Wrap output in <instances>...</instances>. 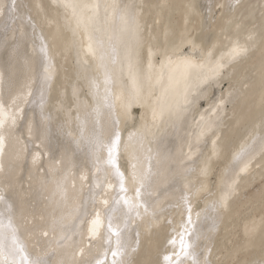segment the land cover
Masks as SVG:
<instances>
[{
	"label": "bare ground",
	"instance_id": "6f19581e",
	"mask_svg": "<svg viewBox=\"0 0 264 264\" xmlns=\"http://www.w3.org/2000/svg\"><path fill=\"white\" fill-rule=\"evenodd\" d=\"M8 8L0 262L264 264V0Z\"/></svg>",
	"mask_w": 264,
	"mask_h": 264
},
{
	"label": "snow or ice",
	"instance_id": "6c2138e0",
	"mask_svg": "<svg viewBox=\"0 0 264 264\" xmlns=\"http://www.w3.org/2000/svg\"><path fill=\"white\" fill-rule=\"evenodd\" d=\"M8 8L7 5L5 4H0V14H4L5 12V9ZM15 8V0H12V6L11 8H8V11L9 13L14 10ZM89 50L91 51V46H89ZM42 51H44V49H42ZM245 49L239 47V45H235L233 46L232 50H231V53L230 55L235 58L236 56H239L242 52H244ZM209 55H211V53H209ZM172 64V61L171 59H169L168 61V65H171ZM162 71L160 73V77L158 79L157 82H159L160 80L163 79L164 77V73H163V68L165 67V65H162ZM178 67H183L184 69V72L181 74L182 78L186 77L187 75V71L191 68H194V67H197V65L189 58L187 57H184L182 58V60L180 61V64L178 65ZM47 71V70H46ZM169 82L170 84L173 83L174 81H176V77H175V74H174V71L170 69V72H169ZM178 82V81H177ZM15 102V101H13ZM10 117V114L6 111L5 109V105L3 103H0V128H3L4 124H5V121ZM15 122L14 118H13V123ZM120 142V135H119V132H116L115 134V140L113 141V144L112 146L109 148V163H111L113 166H115V159L112 155L115 147L117 144H119ZM3 151V136L0 135V152ZM117 174L120 175V180H121V183H120V190L121 192H125L126 189L124 187V177H123V174L119 173V169L117 168ZM140 192H139V189L136 190V195L139 196ZM0 200H3V197L0 196ZM124 203L126 205H129V208H131L133 205H131L129 203V201L127 199L124 200ZM94 224L95 225H98L99 224V220L97 221H94ZM5 227L4 223H3V220L0 219V229H3ZM7 227L9 229L12 230V242L14 245L17 246V249L22 253L23 252V248L18 244V239L15 235V230L13 229L12 227V224H11V221H9ZM93 234H95V229H93ZM5 235L2 231H0V256H3L4 255V240H5ZM187 245H183L182 243V251H183V254L184 255H190L188 252H187ZM113 256H116L117 253L116 252H113L112 253ZM165 261H169L171 260V258L169 256H165L164 257ZM23 261H24V264H41V261L39 260H35V261H28L27 260V257H23ZM0 264H2V262H0ZM13 264H15V261H13ZM193 264H196V261H195V258L193 257Z\"/></svg>",
	"mask_w": 264,
	"mask_h": 264
}]
</instances>
